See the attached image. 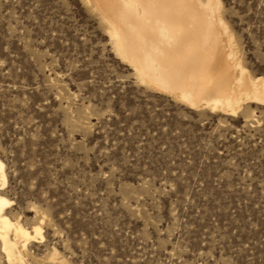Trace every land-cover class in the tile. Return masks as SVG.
<instances>
[{
	"label": "rangeland",
	"instance_id": "obj_1",
	"mask_svg": "<svg viewBox=\"0 0 264 264\" xmlns=\"http://www.w3.org/2000/svg\"><path fill=\"white\" fill-rule=\"evenodd\" d=\"M218 4L264 78V0ZM95 5L0 0L2 196L42 229L29 263L264 264V103L194 109L147 86Z\"/></svg>",
	"mask_w": 264,
	"mask_h": 264
},
{
	"label": "bare ground",
	"instance_id": "obj_2",
	"mask_svg": "<svg viewBox=\"0 0 264 264\" xmlns=\"http://www.w3.org/2000/svg\"><path fill=\"white\" fill-rule=\"evenodd\" d=\"M109 0L95 5L109 29L115 51L147 86L194 109L236 114L248 101L264 103V78L244 68L220 17L218 0ZM7 184L0 160V242L9 263L30 264L29 243L43 238L5 214L11 201L2 196ZM13 233L14 237H11ZM52 264H67L55 250Z\"/></svg>",
	"mask_w": 264,
	"mask_h": 264
}]
</instances>
